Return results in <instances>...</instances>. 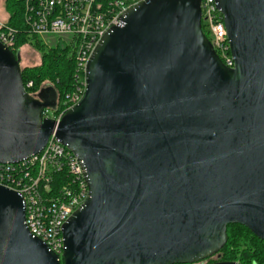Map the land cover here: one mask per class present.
<instances>
[{"label":"water","instance_id":"95a60500","mask_svg":"<svg viewBox=\"0 0 264 264\" xmlns=\"http://www.w3.org/2000/svg\"><path fill=\"white\" fill-rule=\"evenodd\" d=\"M216 3L234 67L203 31L201 0H144L102 36L60 120L42 115L55 90L29 93L20 51L0 42V163L55 134L89 190L60 258L0 185V264H192L224 247L232 223L264 240V0Z\"/></svg>","mask_w":264,"mask_h":264},{"label":"built area","instance_id":"2783aa9c","mask_svg":"<svg viewBox=\"0 0 264 264\" xmlns=\"http://www.w3.org/2000/svg\"><path fill=\"white\" fill-rule=\"evenodd\" d=\"M17 1L22 3L23 23L29 36H72L71 43L67 44L75 57L72 88L63 109L46 107L42 111L43 117L60 120L67 109L83 98L88 61L102 36L111 27L122 24L121 17L128 8L144 0ZM201 11L202 28L210 35L214 50L226 66L234 67L224 16L216 0H201ZM18 34V28L0 20V42L14 52ZM24 86L29 92L33 81ZM0 185L23 197L29 232L62 258L63 225L89 192L75 153L52 134L37 154L16 163H0Z\"/></svg>","mask_w":264,"mask_h":264},{"label":"trees","instance_id":"16d2710c","mask_svg":"<svg viewBox=\"0 0 264 264\" xmlns=\"http://www.w3.org/2000/svg\"><path fill=\"white\" fill-rule=\"evenodd\" d=\"M8 2L9 9H19V13L12 12L7 20L19 30L16 42V51H19V48L23 44L30 43L31 40L36 39V36H29L25 31L22 3L17 0H8ZM204 32L208 35L205 28ZM35 45L40 46L44 50V45L39 40L36 41ZM42 57V63L33 67L31 71L29 69H22L23 82L26 84L29 80L33 81L32 88L28 90L35 96L43 88H53L56 92V106L55 108H50L53 110L57 109L58 111L64 108L66 95L72 88L75 67L74 53L70 45H65L63 47L49 48L48 51L42 54ZM43 76H47L50 81L45 84H40L39 82L43 79L41 78ZM227 234L228 240L220 251L228 253V250L233 246L235 247L233 248L234 250L241 247V255L238 258L241 264H264V240L259 239L247 227L238 223L229 224ZM228 259V261H233L232 259H236V257L232 258L230 256Z\"/></svg>","mask_w":264,"mask_h":264},{"label":"rangeland","instance_id":"374dc122","mask_svg":"<svg viewBox=\"0 0 264 264\" xmlns=\"http://www.w3.org/2000/svg\"><path fill=\"white\" fill-rule=\"evenodd\" d=\"M8 3H9L8 0H0V20L1 21H7L12 12L19 13L18 8L9 9ZM10 3L12 2L10 1ZM6 15H7V18H5ZM208 37H210L209 34H208ZM71 39H72V36L69 34H63V35L48 34V35H39L36 37V39L31 40L30 43L23 44L19 48L21 69H29L31 71L33 67L38 66L42 63L43 61L42 54L44 52L48 51V49L51 47H63L67 44H70ZM37 40H39L44 45V50H42L40 46L35 45ZM41 78L43 79L39 82L40 84H45L50 81V79L47 76H43ZM233 248L235 247L234 246L231 247L228 250V253L224 251H220L209 258H206L202 261L192 263V264H210V263L217 262V261L229 260L228 257L230 256L232 258L236 257V259H232L233 261L240 262L238 258L241 255V250H240L241 247L236 250H234Z\"/></svg>","mask_w":264,"mask_h":264},{"label":"flooded vegetation","instance_id":"af4514ba","mask_svg":"<svg viewBox=\"0 0 264 264\" xmlns=\"http://www.w3.org/2000/svg\"><path fill=\"white\" fill-rule=\"evenodd\" d=\"M36 97H38V94H36Z\"/></svg>","mask_w":264,"mask_h":264},{"label":"crops","instance_id":"0c3cea01","mask_svg":"<svg viewBox=\"0 0 264 264\" xmlns=\"http://www.w3.org/2000/svg\"><path fill=\"white\" fill-rule=\"evenodd\" d=\"M5 18H7V15L5 16Z\"/></svg>","mask_w":264,"mask_h":264}]
</instances>
